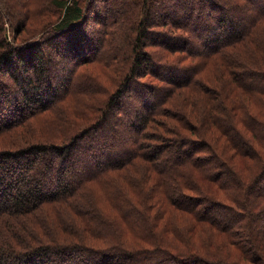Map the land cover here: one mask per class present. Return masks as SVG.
Here are the masks:
<instances>
[{
  "label": "trees",
  "instance_id": "trees-1",
  "mask_svg": "<svg viewBox=\"0 0 264 264\" xmlns=\"http://www.w3.org/2000/svg\"><path fill=\"white\" fill-rule=\"evenodd\" d=\"M107 1L102 0L104 4ZM44 2H50L56 7V15L53 16L55 18L26 40L19 37L21 20L0 2L2 20L0 68L9 70L7 74L13 76L10 78L11 82L16 78L18 66L23 71H30L32 75L28 77L26 72L30 86L28 89L19 88L20 98L17 97L16 100L10 99L11 93H15L13 88L0 83L3 89L0 90V104L9 102L11 105L0 106V141L3 140L5 144L0 145V264H47L51 260L64 264L66 261L75 260V257L83 251H88L84 258L89 259L90 264H163L166 256L173 259L172 261L180 259L179 261L183 262L186 258H193L192 255L172 250L173 247L180 249L181 246L172 244L169 236L176 234L177 241L181 243L182 238L185 237L181 230L188 228L191 233L197 225L206 230L212 225L215 230L226 233L228 237L221 236L225 241L235 240V236L238 235L226 231L229 225L216 221L215 217L202 215V211L198 214L195 205H183L180 201H183L182 197L188 196L186 191L199 189V193L208 203L215 202L218 206L228 205L224 198L230 185L236 190V193L228 192V198L236 202L232 207L230 206V209L235 211L236 207L241 208L242 220L244 219L249 227L252 217H258L259 210L264 212V205L256 207L259 199L264 202L262 197L264 189L254 188L255 181L264 177V120L261 119L264 118V110L257 113L255 107L247 102V98L250 97L253 104L259 105L258 100L264 104V99L259 98H264V70L258 68L262 66L260 63H264L263 47L259 45L264 43L263 40L260 41L264 36V0H173L178 11L186 12L184 17L180 19L174 17L171 21L163 18L157 22V26L167 29V32L161 34L163 37L176 39L181 45L169 47L163 44L165 48L163 54L153 49L154 46L162 44L161 40L146 44L150 32L148 23L153 18L155 0H120L124 5L123 11H127L130 6L135 11L139 5L136 18L133 16L132 20H129L128 28L114 29L113 38L110 39L106 25L109 15H105L102 23L106 28L100 32L94 45L91 42L79 43L83 44L84 49L80 50L82 52L73 51L72 45L81 39L78 33L84 28L83 25L90 15L88 14L90 5L94 0H44ZM192 10L197 15L194 21L190 19ZM121 13L123 12L121 11L120 15ZM99 22L95 21L96 24H101ZM6 31H10L11 39L6 36ZM76 34L78 38L75 36V40L66 50L72 52V66L68 70L64 68L66 74L62 76L63 79L47 87L44 97H40L44 90L41 84L46 83L42 77L47 74L52 78L42 56V46L47 45L52 51L60 54L66 46L61 47L54 40L62 35L74 37ZM192 41L196 45H192ZM117 42L119 43L116 44ZM110 48L114 52L113 62L119 60V49L124 54L130 49L133 64L129 66L126 64L123 67L124 60L120 56V67L117 66L107 72L102 80L99 74H94L90 68H82L93 60L104 63L102 54ZM172 52H182L180 57L189 64L178 63L179 58H169L168 54ZM254 53H258L259 56ZM104 64V66L111 65V61ZM174 67H185L187 71L182 73L181 78L175 79L171 76L178 72ZM246 75H249L248 78H245ZM142 77L147 78L144 79L146 85L139 82L138 79ZM51 78L50 83H52ZM151 78L161 81L168 86V89L153 103L147 104L143 100L145 106L143 113H136L130 117L126 107L121 104V96L129 95L139 103L138 98L133 94L142 86L150 87L148 90L152 92L154 88L149 85ZM219 82L222 84L217 85ZM133 83L138 89H132ZM175 93L182 102L180 111L176 110L177 112L174 109L172 111L169 103ZM138 94L141 95L140 92ZM71 96L75 98L95 96L99 99L100 103L97 106L87 105L93 114L85 118L88 121L86 124L78 125L79 120H74L77 121L75 123L67 119L62 120L61 114L53 113L50 118L52 125H49L48 130L51 126L56 131H62L63 128L61 134L53 135L56 133L53 130L49 136L45 135L48 133L43 132L37 135L36 131L31 133L32 117L44 110L51 111L60 105L59 109L64 110V113L71 117L69 112ZM259 106L262 108L261 105ZM187 108L194 114L202 109L206 113L201 116L204 127L200 124L194 131L199 138L206 136L202 138L201 143L209 149L213 156L212 162L223 167L227 166L231 178L223 177L217 170L206 169V159L201 156L193 154L184 158L176 152L171 153L169 156L173 160L171 172L183 180L178 188V197L166 196L165 201L161 202L160 207L157 206L154 212L153 207L156 203L148 202L149 210L158 217L159 221L164 222L167 218H172L165 223L164 229L160 232L163 240L161 242L169 246L166 251L158 244L160 240L157 233L151 229L144 230L145 232L140 234L148 244L140 247H135L129 242L124 247L117 242L120 238H116L115 234L109 240L106 237L108 234L105 236L100 230L101 224L106 226L109 221L101 216L97 219L98 229L91 230L89 228L91 220L87 216V211L95 210L94 204L92 203V207L85 198L81 199L78 195L91 186L90 183L98 182L99 178L102 179L130 160L142 158L150 161L151 157L156 159L158 150L149 153L144 147L152 145L153 148H158L154 143H148L151 139L161 141L158 146H165L168 141L171 143L173 139L167 135L170 133L168 129L188 139L192 119L187 114ZM79 109L80 107L74 108L73 113L82 116ZM110 116L114 119L111 129L116 133L100 144L97 152H92L93 147L87 144L84 149L85 154L88 153L93 157L103 154L111 156L109 153L111 149L120 148L122 145L120 134L124 136V133L131 137L132 151L124 158L120 159L118 156L112 162L93 161L91 171L76 175V171H72V166L75 164V161H72V148L86 139L90 132H95V129L98 131ZM167 116L176 119V124L168 126L169 122L164 121V117ZM155 124L160 126L157 127ZM166 126L170 128L166 129ZM224 153L227 158L242 162L239 163L238 169L233 168L232 165L234 170L231 171V165L223 159ZM47 154L51 155L48 159H46ZM38 155L40 159H35L34 157ZM21 160H25L24 165L26 164L25 169L22 170L24 173L22 174L21 171L15 176L14 172L20 167L18 164L19 161L21 164ZM39 166L41 169L37 168ZM154 170L158 174L156 181L165 189L167 182L164 181L163 173L159 172L158 168ZM62 173L65 174L64 178L60 176ZM116 204L112 203L113 206ZM63 207L76 213L77 228L69 227L66 222V225H61L60 208ZM65 209L63 211H67ZM118 210L120 220H125L123 222L126 226L123 233L125 235L128 228L132 229L130 224L133 229L136 226L130 221L127 211L121 213L120 208ZM188 211H191L193 216L191 221L184 218ZM91 216L94 214L91 213ZM144 219L142 218L141 221ZM212 222L215 224L213 225ZM50 223H53L56 229ZM172 223L175 224L173 228ZM251 230L249 228L248 232L250 248L237 246L242 250L241 254L247 262L264 264V244L262 246L259 243L258 237L254 236ZM260 232L264 236V229ZM150 236L154 238H149ZM94 238L97 240L102 238L100 242L103 243L104 248L95 249L92 246ZM193 246L195 244H191V249L195 250L192 253L203 264H239L236 261L227 263L228 260L212 254L213 251L207 250V247L200 249L192 248ZM150 251H163L165 254L152 257L149 255ZM97 257H110V261H98Z\"/></svg>",
  "mask_w": 264,
  "mask_h": 264
},
{
  "label": "rangeland",
  "instance_id": "rangeland-1",
  "mask_svg": "<svg viewBox=\"0 0 264 264\" xmlns=\"http://www.w3.org/2000/svg\"><path fill=\"white\" fill-rule=\"evenodd\" d=\"M227 1H230V0H227ZM0 2H2L1 4L3 7L4 6L7 7L13 15L15 14L16 17L21 20L22 28H21V33L19 37L23 39L25 38L24 40L29 39V36H32V34H36V32L42 26H45L48 23H50L53 20V18H55L53 16L56 15V7L52 5V3L50 2L45 3L44 0H2ZM138 6L139 5H137V8L135 9V11H134V8L132 9V6H130L127 11H123L124 5L123 3L120 2V0H108L107 3L105 4L104 2H102V0H94L92 5H90L89 13H88L90 15L86 23L83 25L84 28H82L78 33V35L81 36L80 37L81 39L77 41V43H75L76 46L74 45V43L73 45L71 44L73 51L82 52L80 50L83 48L82 47L83 44H79V43H82V42L90 43L91 42V44L93 45L94 43H96V38L100 36V32L103 31V28H106L104 27V24L102 23L104 22L103 18L105 19L106 17L105 15H109V20L106 21L107 23L106 25L108 29V36L110 37V39L113 38L112 32L114 29L116 28L118 29L120 27L128 28V26H130L129 20H132L131 18H133V16L136 18V15H138L139 13ZM53 8L55 9L54 10L55 12L53 11ZM153 8L155 9L153 11L152 21L148 23V29L150 30V32L148 33L146 44L149 45L153 42L161 40L162 44H158V46H154L153 49L163 54L165 52L164 46L170 47V46H175L176 44L181 45V43H179L178 40L176 39H173V38L166 39L165 37H163L161 34L163 32H167V29L163 27H158L157 22L163 18L168 19L169 21H171L172 18L174 19V17L179 18V19L183 18L186 12L185 11L182 12L180 10L178 11V8L174 4L173 0L172 1L155 0V4ZM121 11L123 13H121L120 15ZM134 12L137 14H135ZM202 12H205V11H202ZM190 14H191L190 19L194 21L197 16L195 15L196 13L193 12L192 10ZM1 21L2 20L0 17V23ZM95 21H100L99 23L101 24H96ZM4 23H5V20H4ZM6 33H7L6 36L9 37V39H11L12 35L10 31H6ZM78 35L76 34L74 35V37L73 35H69V36L62 35L60 37H57V39L54 40L55 43L60 44L61 47L66 46L64 51L60 53L62 55H60L59 53H56L55 51H52V49L49 48L47 45L42 46L41 48L42 56L44 58L46 67L49 68L48 69L50 71L49 73L52 74L51 75L52 78L48 76L47 74L42 77V79L45 80L46 83L41 84L42 85L41 88L42 90L43 89L44 90L41 92L40 97L46 94L44 92L47 91L46 89L47 87H51L53 84H57V81L60 82V80L63 79L62 76L66 74L64 70L65 69L68 70L72 66L73 64L72 63L73 58H71L72 52H69L66 50L68 49V45L75 40V36L78 38ZM89 38H93V39L89 40ZM162 38H165V39H162ZM262 40L264 41V36L260 38V41ZM119 42H117L116 44H118ZM191 43L192 45L193 44L196 45L194 41H192ZM191 43H188V44L190 45ZM259 45L263 47L262 51H264V43H260ZM65 52H67L68 54H66ZM64 53L66 54V56ZM113 53L114 52L110 48L109 51H105V53L102 54V61L104 63H108L111 61V65L107 64V66H104L105 65L104 63L102 62L99 63L93 60L92 62H90V64L87 63L82 68L83 69L90 68L94 74H99V78L102 80L105 77V74H107V72L112 71V69H115L117 66L120 67V64H121L120 56L124 60L123 67H125L126 64H128L127 66H129L130 64H133V61L131 60L132 55H131L130 49L126 51L125 54L123 53V51H120L119 49V52H118L119 60L117 62L112 61ZM181 54L182 52H172L171 54H168V57L171 59L179 58L178 63L180 64H189V62L183 61V59L180 57ZM255 55L259 56L258 53H256ZM249 60L251 61V59ZM76 61H78V59H76ZM260 64L262 66L258 68L264 70V63H260ZM250 67L257 70L253 66H250ZM174 68L175 70L178 71L175 74L171 75L175 79L181 78L182 73L187 71L185 67L184 68L174 67ZM17 70L18 71L16 73V78L12 79L13 82H11L10 78H12L13 76L7 74L9 70L3 67L0 68V83L4 84L7 87L8 85L11 86L13 90L15 91V93H11L10 95L11 100L13 98L14 100H16L17 97L20 98V92L18 90L19 88L22 87L24 89H28V87L30 86L27 82V78L29 76H32L31 72L25 71V70L23 71L22 68L19 66L17 67ZM26 72L28 73L27 78H26ZM248 76L249 75H246L245 78H248ZM50 78L52 79V83H50L51 82ZM144 79L145 77H142L141 79H138V80L139 82L144 83V85H146L147 82H144V81L147 78L145 80ZM149 81L153 82V84L149 82V85L152 88H154L152 92L148 90L150 89V87L147 88L145 86H142L139 91L133 94L135 98H138L139 103H137V101H135L129 95L124 94L121 96V104L126 107V110L131 115L130 117H133V115H135L136 113L138 114L143 113L144 111L143 109L145 107L143 104V100L147 104L153 103L154 101H156V99L160 97L162 93H164L168 89V86H166L161 81H155L153 78H151ZM161 84H164V85L161 86ZM218 84L221 85L222 83L219 82L217 83V85ZM152 85H156V86H152ZM131 87L132 89H135V88L138 89V87H136L134 83L132 84ZM0 90H3L1 86H0ZM226 91L227 89L224 90V92ZM138 92H140L141 95H139ZM179 92L181 91L179 90ZM170 94H172V92ZM259 98L264 99L262 97H259ZM69 99L72 100L69 103V105H71L69 108V112H71V117L68 116V114H65L64 110L59 109L61 108L60 105L58 107L53 108V110L51 111L44 110L41 113H38L32 117L33 122L31 124L33 126H30L31 133L33 131L34 132L36 131L37 133L35 132V134L37 135L43 132V133H48L45 135L49 136L51 134V131L53 130V126H51V128L48 130L49 125H52L50 118L53 116V113L57 115L61 114L60 119L62 120L67 119V121L69 122L71 121L72 123L77 122L74 120H79L78 125L86 124L88 121H86L85 118L91 117L93 114V112L89 110L87 105L90 104V106H97L100 103L99 99L95 96L91 98H87L84 96H78L75 98L71 96ZM247 100L249 104L251 103L250 105L255 107V110L257 113H260V111L264 110V104H262L260 100H258L257 102L259 105L262 106V108L259 105L253 104L250 101V97H248ZM169 103L172 106L171 107L169 105L172 111L173 109L175 112L180 111V108H181L180 103L182 102H180L179 98L177 97V93L173 94V97L170 99ZM0 106L4 107V106H11V105L9 102H5L4 104H0ZM79 107H80L79 113H81L83 117L78 116L75 113H73V109L79 108ZM2 110L4 109L2 108ZM187 114L190 116V119H192L191 120L192 127H190L189 129L190 135L188 139L183 138V136L180 135V133L175 134L171 131L172 129L171 130L168 129L170 128L168 126L176 124L175 123L176 119L171 118L170 116L164 117V121L166 122L167 120L169 122V124L166 123L168 125L166 126L167 127L166 129L170 131V133L168 134L165 132L164 133L170 136L173 140L171 141V143L168 141L167 145L165 146H158L159 142L161 141H157V139H154V140L151 139L148 141V143L149 144L154 143L158 148H153L152 145H148L144 147V149L148 151L149 153H152L158 150V153L156 155L158 157L156 159H153L151 157L150 161L146 159H142V158L135 159L133 161L130 160L129 162H127V164H124L122 167H119L116 170L111 171L110 174L108 173L102 179L99 178L98 182L90 183L91 186L85 188L78 195L81 197V199L85 198L91 204V206H92V203L94 204L95 210L87 211V216L91 220L89 222V228L91 230L98 229L97 219L100 218L101 216L102 218L107 219L110 223V224L108 223L106 226L101 224L102 227L100 229L105 236L108 234L106 237L109 240H111L113 238V234H115L116 238L117 237L120 238L119 241L117 242L118 243L120 242V244L124 245V247L127 245L128 242L135 245V247H140L142 245H148L145 242L146 239L142 238L140 234L141 233L143 234L146 230L151 229L155 233H157V237L160 240L158 244L163 247L164 251H166L169 246L168 244L162 243L163 240H162V235L160 232L164 229L165 223H167L171 217L167 218L163 222V221H159L158 217L156 215H153L152 213L157 210L158 208L157 206L160 207L161 202L165 201L166 196L167 197H170V196L178 197L177 196L179 193L178 188L183 182V180L176 177L171 172V168L173 167V163H172L173 160H171L169 157L171 153L176 152L184 158H187L193 154L194 156H198V157L201 156L203 159H206V163H205V165L207 164L205 166L206 169L217 170V172L219 171L223 177L231 178L232 175H230L231 173H229L230 170L227 166L223 167L222 165L215 164L214 162H212L213 156L210 154L209 149L206 146H203L201 143L202 138H206V136L204 137L202 136L201 138H199V135L194 131V129L198 125L201 124L203 126V124L201 123V116L206 115V113L202 109L197 114H194L190 109L187 108ZM174 117H176V115H174ZM258 118H261V117H258ZM261 119L264 120V118H261ZM113 125H114V119L110 116L107 122L104 123L98 131L95 129V132L93 131L90 132L89 135L86 137V139L82 140L78 146L72 148V153H71L72 161H75V164L72 166V171H76L77 173L76 175H81L85 172L91 171L93 168L91 166V162L93 161L98 160V162L100 163L112 162L115 159H117L118 156H120V159H121V158H124V156H126L127 154H130V152L133 149V145L130 144L131 137L125 135V133L123 134L124 136H122L120 132L118 134H120V138H122L123 143L120 146V148L117 147L116 149H111V152H109L111 156H105L103 154V155H95V157H93V156H90V154L88 153L85 154L84 149L87 144L93 147L92 152H97L100 147V144H102L104 141L109 140L110 137L114 133H116V131H113L111 129ZM155 125L157 127L160 126L157 124ZM181 129L183 130V128ZM54 131L56 130L54 129L53 132ZM62 132H63V128H62V131L60 130L56 131V133H54L53 135L57 134L58 136V134H61ZM247 135H249V133H247ZM0 145H5L3 140L0 141ZM216 145L218 144L216 143ZM88 149L90 150V148ZM156 156H153V157H156ZM50 157H51L50 154L46 155V159ZM224 157L225 158L223 159H225V161L231 165L230 166L231 171L234 170L232 169V165H233V168L235 167L238 169L239 163H242L240 160L238 161L237 159H235L236 161H234V159L232 160L230 158H227L225 153H224ZM34 158L40 159V155ZM24 162L25 160L23 161L21 160V164H20V161H19L18 165H20V167L16 168L14 172L15 176L19 174L18 172L21 173V171L25 169L26 164L24 165ZM37 168L41 169L40 166ZM155 168H158L159 172L163 173L164 181L167 182V187L165 189H163L161 187V184L156 181L158 174L154 170ZM23 173L24 172L22 171V174ZM60 176L64 178L65 174L62 173V175ZM255 182H256L254 184L255 189L256 188H258L259 190L264 189V177L262 180L258 179ZM186 192H187L186 195L188 196L182 197L181 199H183V201L182 200L180 201L182 202L183 205L185 204H188L189 206L195 205V208L197 209L196 210L197 213L202 211L201 214L206 217L208 216L215 217L216 221L218 222L220 221L221 223H225L229 225L227 228L228 230H226L229 232V234H235L238 236H235L236 237L235 240L228 239L225 241V239H222L221 236H225L226 233L220 232L218 229L215 230L212 227V225H209L210 228L208 230H206L205 228L202 229L201 226L199 228L198 227L199 225H197V228L191 233H189L188 228L186 230H181L182 233L185 235V237L182 238L181 243L180 241L179 242L177 241L176 234H170L169 239L172 242V244L176 246H179V245L181 246L180 249H174L173 246H172L173 248L171 249L192 255L193 258H186L184 259L183 262H181L182 260L179 261L180 259L178 258H176L178 260L172 261L173 259L167 258V256L166 257L163 256L164 257L163 264H203L202 261L198 257H196L194 253H192V251H195V250L191 249V244H195V246H193L192 248L199 247L200 249H202V248L207 247V250L213 251V252L211 251L212 254H215L222 259L228 260L227 263H229V261H231L232 263L236 261V263L238 262L239 264H253L252 261L251 263H249L244 259V256H242L241 254L242 250H240V247L241 248L245 247L248 249L251 246L248 240L249 228L252 229L251 231L253 232V235L254 236L256 235L258 237L259 243H261V245L263 246L264 236L260 234L261 233L260 230L264 229V212L259 210L261 208L258 209L259 216L252 217V222L249 227L244 221V219L242 220L241 215H242L243 210L241 208L236 207L235 211H232L230 209V206L232 207L236 203L234 199L230 200V198H228V192L236 193V190L232 189V186L229 185L227 188V192H225L227 193V195L224 199L227 201L228 205L218 206V204L216 205L215 202L208 203V201L206 199L204 200V197L201 196V194L199 193V189L198 190L193 189L191 191H186ZM262 197L264 198V195ZM150 201L156 203V205L153 207L152 213L148 208V202ZM113 202L117 203L116 206L112 205ZM223 202L225 201L223 200ZM263 205H264V202H261V199H259V202L256 204V207H260ZM118 208H120L121 213H126L127 211L126 214L130 215L129 216L130 221L134 222L136 226V228L133 229L132 224H130L132 229L128 228V230H126L127 234L125 235H123L126 229V226L123 224L125 220L123 219L120 220V217L118 216V212H119ZM63 209L65 208L64 207L60 208L61 221H62L61 225L63 224L66 225L65 224L66 222L69 227L77 228L76 222L78 220V216L76 215V213L74 211H69L68 209H65L67 211H63ZM228 209L231 210V212ZM91 213L94 214V216H91ZM169 214L171 215L172 213L169 211ZM186 214L187 215L184 218H187L188 220L191 221L192 219L191 211H188ZM142 218H145V219L141 221ZM212 223L213 225L215 224V222H212ZM50 224L53 226L54 229H56V226H54L53 223H50ZM171 225H172V228L175 226L174 223H172ZM79 229H83V228H79ZM255 230H257L258 232L256 231L257 232L256 233ZM219 236L220 238H218ZM149 238H154V236H150ZM101 240L102 238H100L99 240L94 238L92 240V246L95 249L104 248L103 243L100 242ZM103 242L106 243V241H103ZM237 245L240 247H238ZM86 253H88V251H83L82 254L80 253L78 257L77 256L75 257V260L70 261V262L66 261L64 262V264H78V263H86V264L89 263L90 264L89 259L84 258V255ZM142 253H146V252H142ZM162 254H165V253L163 251L162 252H154V251L149 252V255H152V257L162 256ZM145 257L147 258V256ZM109 258L110 257H107V258L97 257L98 261H107V260L110 261ZM47 264H58V263L51 260Z\"/></svg>",
  "mask_w": 264,
  "mask_h": 264
}]
</instances>
